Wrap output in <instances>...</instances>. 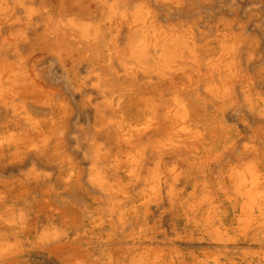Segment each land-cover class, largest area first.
Returning <instances> with one entry per match:
<instances>
[{"label":"bare ground","instance_id":"1","mask_svg":"<svg viewBox=\"0 0 264 264\" xmlns=\"http://www.w3.org/2000/svg\"><path fill=\"white\" fill-rule=\"evenodd\" d=\"M218 1L0 0V264H264V22Z\"/></svg>","mask_w":264,"mask_h":264},{"label":"rangeland","instance_id":"2","mask_svg":"<svg viewBox=\"0 0 264 264\" xmlns=\"http://www.w3.org/2000/svg\"><path fill=\"white\" fill-rule=\"evenodd\" d=\"M218 2H222L224 5L230 6L234 8L235 10L237 9V11L241 14L240 19L243 20L244 22H248V25H250L252 29V30L250 29V32L255 30L256 27L261 26V24L264 22V9H263L264 0H244V1L243 0H219ZM216 5H217L216 10L214 11L216 12V15H217V12L222 8V6L221 4H216ZM242 6L244 7L243 10L240 8ZM226 12L227 13L229 12L227 11V8H226ZM208 15H210V12L206 11V13H204V16H208ZM255 35L262 42V46L259 49L260 59H259L258 64L256 65V68L257 67L262 68L264 67V34L261 32H257V33L255 32ZM262 87L264 88V86ZM234 133L235 131L232 134L234 135ZM223 143H224V140L223 141L219 140V144H223ZM86 167L88 166L85 165V168ZM52 198L53 196H51V199ZM49 199H50L49 196L48 198L46 197V199L42 201V203L40 204V208L38 212L39 215L44 214V213H54L55 212V207L49 201ZM64 212L60 213L63 219L67 220L68 222H73L77 220V217L72 212L70 211L68 212L66 211L67 213L66 212L64 213ZM228 221L231 222L232 218H229ZM236 236L237 234L234 233L233 237H236ZM263 238H264V231L254 235L252 237V242H257V241L263 242ZM88 245H89L88 242L82 241L79 244L72 245L71 248L66 249L63 253H61L60 256H56L54 258L51 253L52 249L45 248L44 250L34 253L31 256V258H29V261L26 264H76V263L95 264L94 258L92 257L90 251L89 250H87L86 252L84 251L85 248H88ZM236 247L237 249H235ZM261 248H264V243ZM114 249L116 251H122V252L126 250L123 244L115 245ZM250 251H251L250 248L242 244H236L231 250V253H233V256H231L232 254H230L227 259L223 260L222 264H243V262L241 261L242 254L245 252H250ZM67 256L70 257L71 259L67 258Z\"/></svg>","mask_w":264,"mask_h":264}]
</instances>
